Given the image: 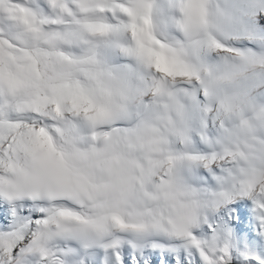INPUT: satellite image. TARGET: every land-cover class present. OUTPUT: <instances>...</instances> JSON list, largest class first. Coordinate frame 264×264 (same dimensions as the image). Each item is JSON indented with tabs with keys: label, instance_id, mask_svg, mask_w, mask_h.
Returning a JSON list of instances; mask_svg holds the SVG:
<instances>
[{
	"label": "snow or ice",
	"instance_id": "1",
	"mask_svg": "<svg viewBox=\"0 0 264 264\" xmlns=\"http://www.w3.org/2000/svg\"><path fill=\"white\" fill-rule=\"evenodd\" d=\"M0 264H264V0H0Z\"/></svg>",
	"mask_w": 264,
	"mask_h": 264
}]
</instances>
